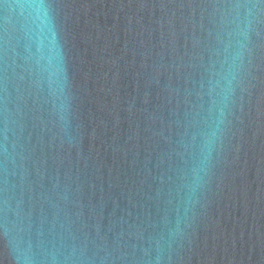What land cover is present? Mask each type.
Masks as SVG:
<instances>
[{"label": "water", "instance_id": "obj_1", "mask_svg": "<svg viewBox=\"0 0 264 264\" xmlns=\"http://www.w3.org/2000/svg\"><path fill=\"white\" fill-rule=\"evenodd\" d=\"M0 264H264V0H0Z\"/></svg>", "mask_w": 264, "mask_h": 264}]
</instances>
